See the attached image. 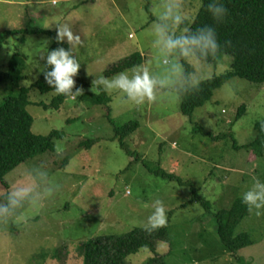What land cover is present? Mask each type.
Returning a JSON list of instances; mask_svg holds the SVG:
<instances>
[{"label":"rangeland","instance_id":"rangeland-1","mask_svg":"<svg viewBox=\"0 0 264 264\" xmlns=\"http://www.w3.org/2000/svg\"><path fill=\"white\" fill-rule=\"evenodd\" d=\"M160 3L0 0V31L38 27L57 32L58 25L69 24L82 41L73 49L80 63L74 80L89 85L83 93L97 94L95 85L91 91L96 76L107 77L106 70L135 52L142 57L141 65L151 67L155 75L167 72V61L156 57L152 44L153 11ZM201 3L184 0L188 25ZM19 37H9L0 48L1 72L8 71L11 58L19 50L25 62L19 86L9 81L0 85V104L4 98L18 95L21 88H28L32 132L45 136L61 131L66 138L55 141V151L28 160L7 174L9 188L0 185V204H5L7 194L18 187L37 196L54 190L57 184L61 186L54 196L36 206L25 201L20 219L0 222V264H83L84 247L90 239L145 228L157 199L166 209L169 241L160 242L156 252L166 264H264V209L259 216L249 212L238 226L237 233H249L253 244L236 257L220 241L215 219L216 211L229 208L256 180L264 183V150L257 153L248 146L256 136L255 124L264 120V83L234 77L190 118L181 115V98L174 92L162 91L155 103L139 107L119 105L117 94L107 93L112 126L106 107L83 102L81 95L68 98L59 109L37 105L49 104L57 96L56 92L41 94L32 89L46 68L51 40L48 35H30L22 44ZM231 63L232 57L224 55L211 69L205 66V79L227 73ZM185 69L193 70L188 63ZM242 105L246 112L236 121ZM128 123H137L138 128L124 140L127 154L113 139V128ZM195 124L219 139L195 133ZM86 140L96 143L86 150L80 146ZM66 158L67 165L62 166ZM156 168L189 180L209 201V209L190 200L188 186L150 170ZM153 256V252L140 249L125 262L144 264Z\"/></svg>","mask_w":264,"mask_h":264},{"label":"trees","instance_id":"trees-1","mask_svg":"<svg viewBox=\"0 0 264 264\" xmlns=\"http://www.w3.org/2000/svg\"><path fill=\"white\" fill-rule=\"evenodd\" d=\"M219 2L228 9L223 21L217 22L214 20L207 11L209 0H202L201 7L190 25L187 22L183 25L193 31L204 26H211L216 30L221 51L217 59L211 62L212 64H216L224 55L232 57L231 68L227 73L203 80L198 91L194 90L180 95L179 111L181 115L188 118L192 116L195 109L208 103L213 98L216 90H219L234 77L244 79L250 83H264V0H219ZM18 35L20 36L19 42L22 44H25L27 36L48 35L51 40L48 51L59 47L66 50L71 49L66 41L58 42L56 40V31L38 27L0 31V48L7 43L9 37ZM226 42H230V44L226 45ZM142 61L141 55L135 52L113 64L106 70L105 75L110 77L133 69L141 65ZM24 63V58L19 50L11 58L8 71H0V85L9 81L12 85L19 86L23 78L21 70L24 69ZM45 70L50 71L51 69L46 67L32 86V89H37L41 94L55 92L45 80ZM76 87L84 90L89 85L84 81L77 80ZM98 91L97 94L85 92L81 95L80 100L106 107V116L113 126L109 107L111 98L102 89H98ZM28 95L29 89L21 88L18 95L6 97L0 104V185L4 188L10 186L5 178L7 174L28 160L55 151V141L66 138L65 133L61 131H51L45 136L36 135L32 132L33 118L27 111V107L31 104ZM68 98L70 97L57 94L49 104L40 103L37 105L44 109H59ZM245 112L246 106H240L235 120H240ZM137 128V123H128L113 128V139L118 141L119 147L127 154L129 150L124 140ZM194 128L195 133H200L211 140L219 139V136H213L199 125L195 124ZM254 129L256 132L255 139L248 146L257 153H262L264 150V120L256 123ZM230 138L233 147L237 149L238 146L234 136L231 135ZM95 143V140H86L80 146L89 150ZM67 163L68 159L66 158L62 166L67 165ZM150 170L156 175L176 181L179 185L188 186L191 191L190 200L201 202L209 209V201L198 194L197 188L189 180H182L175 174L166 172L163 169ZM248 215V207L242 202V196L237 197L229 208L220 209L215 213L219 239L235 257L241 249L253 244L249 233H237L241 221ZM168 227V224H166V226L151 232L146 231L145 228H134L121 235H104L90 239L84 247L83 264H127L125 262L126 258L136 254L140 249H146L154 253V256L147 259L144 264H166L165 258L159 255L156 250L160 242L169 241Z\"/></svg>","mask_w":264,"mask_h":264},{"label":"clouds","instance_id":"clouds-1","mask_svg":"<svg viewBox=\"0 0 264 264\" xmlns=\"http://www.w3.org/2000/svg\"><path fill=\"white\" fill-rule=\"evenodd\" d=\"M207 11L214 20L220 22L227 15L228 9L219 0H209ZM153 15L155 19L151 25L152 44L156 57H162L167 61V72L163 76H157L151 67L138 65L132 69L131 74L120 72L112 78L96 76L91 91L95 85L105 93L117 94V104L139 107L146 103H155L159 94L165 90L174 92L177 96L199 90L200 84L206 78L203 69L205 66L211 69V62L217 59L221 51L216 30L211 26H204L193 31L183 26L188 20L184 12V0H161L159 7H154ZM65 38L72 46L71 49L59 47L48 52L45 57L46 67L51 70H45L44 77L57 94L76 98L83 94V89L77 88L74 80L79 72L80 63L73 55V49L81 45L82 41L78 35L73 34L67 23L57 26L56 40L64 42ZM227 44L230 42H226ZM185 63L192 67L191 72L185 69ZM57 152H61L59 147ZM60 188L61 186L57 184L54 190L37 196H32L29 189L22 187L9 192L6 197L7 203L0 204V222L6 223L13 218L20 219L25 201L29 206H36L43 199L54 196ZM242 202L248 207L249 212L255 211L259 216L260 210L264 209V183L256 180L253 187L243 194ZM166 223V209L163 202L157 199L152 204V212L147 218L145 230L151 232L166 226Z\"/></svg>","mask_w":264,"mask_h":264}]
</instances>
